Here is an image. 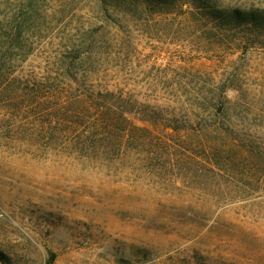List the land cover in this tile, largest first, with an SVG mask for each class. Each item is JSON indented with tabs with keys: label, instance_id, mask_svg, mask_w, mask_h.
Segmentation results:
<instances>
[{
	"label": "rangeland",
	"instance_id": "1",
	"mask_svg": "<svg viewBox=\"0 0 264 264\" xmlns=\"http://www.w3.org/2000/svg\"><path fill=\"white\" fill-rule=\"evenodd\" d=\"M259 18L0 0V264H264Z\"/></svg>",
	"mask_w": 264,
	"mask_h": 264
},
{
	"label": "trees",
	"instance_id": "2",
	"mask_svg": "<svg viewBox=\"0 0 264 264\" xmlns=\"http://www.w3.org/2000/svg\"><path fill=\"white\" fill-rule=\"evenodd\" d=\"M147 2H151L154 0H146ZM231 15L235 18H240L241 22H248V21H252V22H256L257 15L253 12V11H240V10H233V12L231 13ZM260 21L264 22V18H259ZM0 260L3 261L2 258V254H0Z\"/></svg>",
	"mask_w": 264,
	"mask_h": 264
}]
</instances>
